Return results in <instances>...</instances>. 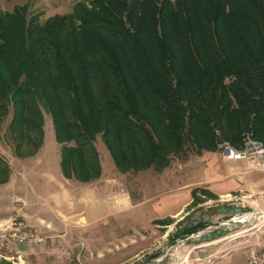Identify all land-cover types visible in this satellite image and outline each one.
Instances as JSON below:
<instances>
[{"label": "trees", "instance_id": "16d2710c", "mask_svg": "<svg viewBox=\"0 0 264 264\" xmlns=\"http://www.w3.org/2000/svg\"><path fill=\"white\" fill-rule=\"evenodd\" d=\"M23 7L0 15V126L10 115L18 157L43 144L42 106L78 182L101 175L98 135L120 173H160L218 137L264 148V0H80L42 24ZM10 174L0 156V184Z\"/></svg>", "mask_w": 264, "mask_h": 264}, {"label": "rangeland", "instance_id": "374dc122", "mask_svg": "<svg viewBox=\"0 0 264 264\" xmlns=\"http://www.w3.org/2000/svg\"><path fill=\"white\" fill-rule=\"evenodd\" d=\"M78 1L80 0H0V15L10 18L23 13L25 5L26 16H38L39 23L42 24L54 15L70 13L72 6ZM41 111L44 117L43 144L35 155L18 157L15 154L14 140L7 129L10 115L0 126V156L8 162L11 171H14L23 185L33 184L35 188L38 177L34 171L39 170L37 164L54 158L61 161L62 144L55 141L49 113L43 106ZM247 134L251 136L247 138V143L253 142V146L264 150L262 144L254 140L251 132L243 134L240 149L245 147ZM221 139L217 138L218 145L224 141ZM94 144L102 168L100 177L90 182H78L63 176L67 181L63 182L67 184L75 181L82 189L89 188L95 194L99 208L105 210L104 216L98 222L90 223L88 229L80 227L78 223H58L56 228L48 229L51 232L49 234L55 237L51 239L54 240V250L45 251L41 247L44 245L43 241L38 245L33 244L37 246V251L21 258L24 248L32 244L20 245V253L16 254L14 250L1 252L4 257L6 254L11 257L4 258L1 255L0 264H242V259L232 253L243 247L248 250L245 261L247 264L251 252L264 249V170L260 169L259 162L256 165L248 163L245 169L239 167L236 171L237 168L230 167L233 161L222 158L220 147L215 152L173 159L168 167L175 166L179 169V165H185V179L190 185L187 188L203 191L194 200L190 197V203L182 214L174 217L158 214L156 216L160 218H153L144 213L136 215L133 212L134 206L145 207L147 199L140 195L138 187L146 182L158 184L152 195L156 194L153 200L161 201L171 193L166 182L164 183L168 167L163 173L153 169L142 171L143 173H120L100 135L96 137ZM253 159L255 158L248 160L255 161ZM221 175L225 178L222 179ZM219 181L223 182L221 184L226 191L221 196H217L214 191V185ZM30 186L28 185V189L32 190ZM0 204L1 209L11 213L12 201L6 202L3 199ZM26 208L28 215L35 216L38 212V205L30 203ZM7 220L25 224L23 217L14 214L4 222ZM10 226L11 221L0 226V231H9ZM193 226H197L196 232L187 236L186 228ZM39 232L42 237L48 235L44 231ZM220 239L223 240L218 242Z\"/></svg>", "mask_w": 264, "mask_h": 264}, {"label": "crops", "instance_id": "0c3cea01", "mask_svg": "<svg viewBox=\"0 0 264 264\" xmlns=\"http://www.w3.org/2000/svg\"><path fill=\"white\" fill-rule=\"evenodd\" d=\"M253 160L255 161H233L230 167L237 168L236 171L239 167L240 169H245L248 163L252 165L258 163L257 159ZM43 162H46L44 166L42 165ZM37 166L39 170H33L37 173L38 177L36 188L33 184L30 186L28 183L32 190L28 189V185L26 183L23 185L18 177L15 176L13 170L11 171L9 180L5 184L0 185V203L3 199L6 202L12 201L13 203L11 213L0 208V226H4L7 222L11 221L7 220L4 222L11 214L21 216L25 220V224L21 225L24 232L31 233L35 236L40 235L39 231L48 233V235L44 237V245H41V247L45 251H52L55 249V246L53 244L54 240L51 239L55 237L53 234H49L51 232L48 229L56 228L58 223H78L80 227L84 226L88 229L90 223L98 222L97 220L104 216L105 210L99 208V205H97L98 202L95 200V194L89 191V188L82 189L75 181L74 183L72 181L67 184L63 182L66 181V179L61 173L59 159L54 158L53 160L41 161ZM40 166L44 167V169L42 167L40 168ZM179 166H181L179 169L175 168V166L166 169V179L164 183L166 182V187L171 193L167 194L161 201H157V199L153 200L156 198V194L154 196L152 195L158 184L153 185V182H146L143 186L140 184L138 187L139 193L147 199L144 202L145 207L134 206L133 212L136 215L144 213V215H150V217L152 216L153 218H160V216L156 215L164 214L169 217H174L185 211L186 206L190 203L192 190L187 188L190 185L189 182H187L188 180L185 179V169L183 168L185 165ZM221 178L224 179L225 177L221 175ZM221 183L223 182L219 181L214 185V191L217 196H221L226 192L224 191L225 186ZM7 191L10 193H5ZM167 196L169 197L167 198ZM35 198L37 200H35ZM28 201L29 204L38 205V212L35 216L26 214V206L29 205L27 203ZM155 201L156 203H154ZM159 203L163 205L161 204V206H159ZM222 240L223 239H220L218 242ZM221 246L224 247L225 245L222 244ZM13 250L16 254L21 252L20 249H1L0 256L2 255L1 252H12ZM24 251L23 254L21 253V258L28 253L37 251V246H27L24 248ZM247 252L248 250L243 247L241 250H233L232 254L241 258L242 264H245ZM5 256L6 257L2 255L4 258L11 257L7 256V254Z\"/></svg>", "mask_w": 264, "mask_h": 264}, {"label": "built area", "instance_id": "2783aa9c", "mask_svg": "<svg viewBox=\"0 0 264 264\" xmlns=\"http://www.w3.org/2000/svg\"><path fill=\"white\" fill-rule=\"evenodd\" d=\"M251 137L249 134L245 135L244 149H236L227 142H221L218 147L222 150V158L227 161L248 160L257 158L260 169L264 170V150H257L253 145H247V138ZM44 237L41 235H32L24 232L22 226L16 220H11L9 231L0 234V243L10 249H19L20 245L43 243ZM247 264H262L264 260V249L261 251L251 252Z\"/></svg>", "mask_w": 264, "mask_h": 264}, {"label": "bare ground", "instance_id": "6f19581e", "mask_svg": "<svg viewBox=\"0 0 264 264\" xmlns=\"http://www.w3.org/2000/svg\"><path fill=\"white\" fill-rule=\"evenodd\" d=\"M251 143H252V144H251ZM251 143L248 142L247 145H253V142H251ZM255 145H256V144H255ZM254 148L257 149V150H262V149H260L259 147H255V146H254ZM2 232H5V231H0V234H1ZM4 248H7V246H5V245H3V244L0 243V250H1V249H4ZM262 264H264V261H263Z\"/></svg>", "mask_w": 264, "mask_h": 264}]
</instances>
